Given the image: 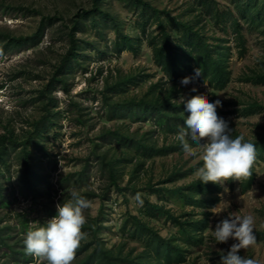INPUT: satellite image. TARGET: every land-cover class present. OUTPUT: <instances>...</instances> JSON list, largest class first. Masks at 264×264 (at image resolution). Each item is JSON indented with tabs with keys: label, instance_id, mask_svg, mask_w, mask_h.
Segmentation results:
<instances>
[{
	"label": "rangeland",
	"instance_id": "obj_1",
	"mask_svg": "<svg viewBox=\"0 0 264 264\" xmlns=\"http://www.w3.org/2000/svg\"><path fill=\"white\" fill-rule=\"evenodd\" d=\"M144 1L181 21L196 24L210 38L224 39L231 48L232 78L224 91L216 93V99L222 101L217 113L248 139L256 142L264 137V84L244 81L247 76L264 72V0H216L218 5L212 12L214 15L219 12L223 23L209 16L198 0ZM92 6L93 0H0V34L31 37L37 32L42 16L62 17L70 26L79 11ZM101 9L114 21L97 15L84 22V30L78 38L90 45L83 57L66 71L63 76L66 85H54L45 96L42 92L69 50L67 26L59 22L48 27L37 45L20 51L5 52L0 43V137L8 136L20 145L36 140L37 143H30L28 148L33 152L34 172L40 179H36L35 173L32 177L39 180L38 187L45 191V195H35L26 189L23 150H11L7 165H0V245L4 237L9 244L25 246L26 232L54 217L51 211L57 212V205L71 199L73 191L85 195L90 202L85 210V225L98 221L102 226L98 235L106 247L118 249L124 245V255L133 250L135 257L143 251V245L131 240L128 233L132 230V216L144 212L147 201L162 205L176 217L186 215L182 221L203 218L201 209L187 206L173 191L198 180L197 170L203 165L202 148L194 147L192 156L173 152L146 157L116 138L118 134L124 135L159 148L177 143L176 135L165 134L141 110L116 107L129 98H141L151 84L164 78L148 45L150 36L159 34L156 18L134 0H101ZM166 16L163 14V18ZM235 19L246 39L247 51L243 57L234 31ZM144 24L146 34L142 32ZM168 29L175 35L173 27ZM117 30L133 39H142L136 53L116 50ZM120 75H141L143 81L124 92H109L108 87ZM179 89L178 103L181 95L187 96L193 91L191 85L181 83ZM195 91L197 96L211 99L209 85L198 83ZM49 98L55 100L52 105ZM255 102L261 104L262 109H256L253 115L245 116L238 111ZM46 116H52V123L39 133L34 132V124ZM116 160L120 161L118 188L110 187L106 167V163ZM255 169V184L246 194L241 192L240 182L234 190L229 189L227 181L220 182L221 200L210 211L201 244L183 236L166 214L144 220L161 236L179 240L187 255L186 264H219L221 251L226 254L234 242L231 239L227 243L215 241L212 230L219 220L227 215H252L255 235L264 232V162L256 163ZM178 170H183L185 176L169 182ZM152 188L164 191L153 193ZM137 193L141 194L142 203L136 200ZM1 195L8 206L1 205ZM225 200L230 202V207L224 204ZM192 213L195 215H189ZM25 221L28 230L24 227ZM124 226L126 231H122ZM92 238V234L87 233L82 243ZM4 251L1 246L2 263L9 259ZM239 254L264 264V239L257 237L256 244L241 249ZM34 260L36 264L46 262L35 256Z\"/></svg>",
	"mask_w": 264,
	"mask_h": 264
},
{
	"label": "trees",
	"instance_id": "obj_2",
	"mask_svg": "<svg viewBox=\"0 0 264 264\" xmlns=\"http://www.w3.org/2000/svg\"><path fill=\"white\" fill-rule=\"evenodd\" d=\"M134 1L137 5L142 6L143 9L152 12L156 18L159 34L156 36L151 35L148 39V45L152 49L154 63L160 68L164 78L157 83L151 84L148 91L141 98H129L118 103L116 107L118 109L141 110L147 118H152L156 126L165 134L177 136L179 132L185 130L183 124L184 120L187 118L183 113V106L176 102L181 91L179 89L180 81L186 76L191 77L193 72L199 71L201 73V84H207L212 89L209 102L215 101L216 93L224 91L231 82V48L227 46L224 39L208 37L206 33H204V30L196 24L181 21L178 17L172 16L168 12L158 10L144 0ZM198 2L209 16L214 17L218 23L219 21L223 23L220 20L221 16L219 12L216 15L212 12L213 7L218 5L216 0H198ZM163 14L167 15L166 18H163ZM97 15H103L105 18L112 19L109 14L102 11L101 0H93L92 8L79 11L70 21V26L66 24L65 19L62 17L42 16L39 28L33 36L17 37L10 34H0V43H3L5 52L20 51L26 47L37 45L45 35L48 27L59 22L67 26L69 50L60 61L55 76L42 92L43 96H45L51 93L50 90L54 85H66L63 76L73 63L78 62L80 58L83 57L84 50L90 45L84 40L79 39L78 35L84 30V22L95 18ZM115 24L117 25V22ZM233 25L240 48V56L243 57L247 48L242 26L237 19L234 20ZM169 27H173L176 32L175 35L168 29ZM146 30V24H144L142 26V32L146 34ZM141 42L142 39H133L125 35L122 31L117 30L115 47L119 53L124 51L136 53L137 46ZM142 81L143 78L141 75H120L117 81L108 87V91L111 93L124 92L129 86L137 85ZM244 81L264 84V72H256L253 75L247 76ZM54 102L55 100L53 98H49L50 105ZM256 109H262V105L258 102L244 106L242 110L238 111L244 113L245 116H250L255 113ZM47 111L49 110L47 109ZM52 121V116L42 118L34 124V132L39 133L42 128L48 123H52ZM229 127L232 128V138L243 136L245 141L256 145L257 154L251 167L252 174L246 177L226 180L230 190H234L236 183L240 182V190L243 194H246L255 184L257 177L255 164L264 162V137L255 142L248 139L236 127L230 124ZM116 138L121 143L127 144L132 149H135L137 153L146 157L166 156L173 152L183 153L178 142L170 146L159 148L147 145L141 140L137 141L127 138L124 135L118 134ZM11 139L12 138H8V136L0 137V165H7L6 158L11 150L21 148L23 150L25 162L23 181L26 185V189L35 195H45V191L41 190L37 185L39 180L36 179L40 176L34 172V156L33 152L28 148L30 147V143L36 142V140L33 142L27 140L20 145L16 144V142ZM194 147L197 146L191 145L192 149ZM39 149L45 151L43 148L39 147ZM119 164L120 161L117 160L116 162L111 161L106 163V167L109 168L110 187L113 186L118 188L117 168ZM33 173H35L36 179H33ZM183 176H185V172H183V170H178L171 175L169 182H173L177 178H182ZM0 189H2L1 184ZM151 191H153V193H159L164 191V189L156 190L152 188ZM173 191L180 195V198L187 206L193 209H201L200 213L203 218L201 220L182 221V219H185L186 215L176 217L171 215L169 210H165L162 205L147 201V207L144 208V212L132 216V230L128 233L131 240L143 245L141 254L134 257L133 250H131L130 253L124 255V245L118 249L107 248L105 241L98 235L102 226L98 221H95L92 225H84L82 227V231L91 233L93 238L84 244L82 242L80 243V246L75 251L74 264H186L188 260L187 255L184 248L178 243L179 240H177L176 237L165 238L161 236L144 220V218L166 214L173 220V223L181 229V234L183 236H187L191 241L194 240L196 243L201 244L203 242L202 233L207 228L208 220L211 216L210 211L214 209L221 200L220 194L222 192V187L220 184H214L213 182L204 184L196 180ZM80 196L86 197L85 195ZM1 205H9L3 199L2 195ZM193 213L189 215H195ZM51 214L55 216L56 212L51 211ZM24 227L28 230L27 221L24 222ZM1 231L2 230H0V233ZM122 231H126V226L123 227ZM256 235L260 239H264V232H257ZM1 241H3V244L0 245V247L2 246V249L5 250V257L9 259L5 261V263L0 261V264H36L34 256L26 253L25 246L20 248L17 244H9L7 243L9 242L8 239L4 237ZM40 264H46V262Z\"/></svg>",
	"mask_w": 264,
	"mask_h": 264
},
{
	"label": "clouds",
	"instance_id": "obj_3",
	"mask_svg": "<svg viewBox=\"0 0 264 264\" xmlns=\"http://www.w3.org/2000/svg\"><path fill=\"white\" fill-rule=\"evenodd\" d=\"M200 77L201 73L196 71L180 81L181 85L193 88L187 96L181 95L178 99L187 117L183 124L185 130L176 136L182 152L192 156L191 145L202 148L203 165L197 170L201 183L220 184L231 178L250 176L256 145L245 141L243 136L232 138L229 121L217 113L222 107L220 99L209 102L206 96H197L195 87L201 83ZM136 200L142 203L140 193L136 194ZM224 204L230 207L229 201L225 200ZM89 207L90 202L73 191L71 199L57 205L54 217L46 220L43 226H34L26 232L23 240L26 253L46 264H72L76 249L87 236L82 227L87 222L85 210ZM254 229L252 215H227L219 220L212 230L215 241H234L226 254L221 251L219 264H258L255 259L239 254L241 249L257 243Z\"/></svg>",
	"mask_w": 264,
	"mask_h": 264
}]
</instances>
